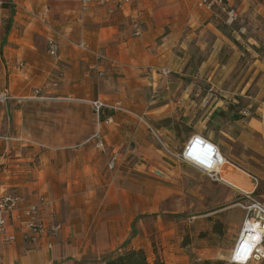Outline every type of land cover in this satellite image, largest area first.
<instances>
[{
  "label": "crops",
  "instance_id": "1",
  "mask_svg": "<svg viewBox=\"0 0 264 264\" xmlns=\"http://www.w3.org/2000/svg\"><path fill=\"white\" fill-rule=\"evenodd\" d=\"M199 1L133 0L109 13L107 6L82 10L80 0H0L8 4L0 15L10 26L5 37L0 32L8 72L3 89L13 97L38 88L40 99L85 101L95 121L86 140L52 145L20 135V111L10 100L4 104L10 108L0 116V193L29 201L44 196L40 216L59 229L25 241L26 217L13 211L0 231V264H95L105 251L143 247L148 234L138 215L154 211L158 195L219 187L170 153L193 134L218 147L232 184L264 203L258 191L264 184V0H226L235 12L226 20L215 13L219 2ZM40 12L56 34L55 55L47 51L51 32L33 16ZM130 15L142 19L138 36ZM220 23H233V30ZM70 40H83L86 48ZM54 67L62 75L57 89L56 82L45 83ZM94 100L121 110H107L110 119L101 120ZM241 107H254V115L242 116ZM96 133L103 147L92 139ZM157 169L164 175L152 173Z\"/></svg>",
  "mask_w": 264,
  "mask_h": 264
},
{
  "label": "rangeland",
  "instance_id": "2",
  "mask_svg": "<svg viewBox=\"0 0 264 264\" xmlns=\"http://www.w3.org/2000/svg\"><path fill=\"white\" fill-rule=\"evenodd\" d=\"M220 5V10L215 8V13L219 16L222 14L224 20L233 19L235 12L226 6V0H223ZM230 11L232 15L229 14ZM3 12L5 13L6 10ZM136 18L138 21L140 20L139 23L142 21L141 17ZM130 20L131 18H129V22ZM6 23L7 17L0 15L1 33ZM218 26L226 32L233 30V23H220ZM47 57L45 62L51 58L48 54ZM1 58L0 56V90L8 83V72L5 70ZM60 64H57L59 68H63L60 67ZM51 73L54 75L50 74L45 83H50L49 86L53 87L51 83L56 82L54 87L57 89L61 82L58 78L62 75L56 67L51 70ZM39 82V80H35L31 83L42 87L43 84L41 85ZM207 85L209 87L210 84L206 83L205 86L207 87ZM34 90L30 95L34 94ZM212 92L215 93L213 90ZM229 92H231L230 89ZM40 96L39 92L33 99H25L21 103H17L14 99L10 100L12 108L20 111L18 117L20 135L33 141L52 145L76 144L90 137L95 121L87 102L55 97L40 99ZM231 106L237 107V105ZM1 107L6 115L10 108L9 104ZM14 121L16 122V119ZM14 121L10 118L8 124V130H12V132H14ZM4 125L6 124L2 122V129L5 127ZM92 139H96V144H98L97 136H93ZM97 148L100 146L97 145ZM191 167L188 166L187 169L198 171ZM233 170H237V168H233ZM152 173L156 175L155 171ZM210 183L219 187L218 189H209L207 194L198 192L188 194L179 191L174 194L158 195L157 208L146 214L138 215L144 224L142 231L144 230L148 234L147 242L143 241V247L139 249L145 252L148 261H153L155 258L161 259L165 264H192L196 260L204 259L228 261L246 215V210L241 206L244 205L245 197L235 187L212 181ZM260 190L264 195V184L259 187L258 191L260 192ZM254 195L256 194L251 193V196L256 198ZM262 200L264 201V199ZM139 230H141L140 227ZM123 247H126V244L120 245V248ZM124 250L127 249L105 251L101 253L99 259L95 260V264L105 263L108 257L116 256ZM263 262L264 259L248 264H262Z\"/></svg>",
  "mask_w": 264,
  "mask_h": 264
},
{
  "label": "built area",
  "instance_id": "3",
  "mask_svg": "<svg viewBox=\"0 0 264 264\" xmlns=\"http://www.w3.org/2000/svg\"><path fill=\"white\" fill-rule=\"evenodd\" d=\"M220 4L223 0H215ZM133 0H80V8L86 10L91 6H107V11L113 13L117 9H124L126 5H129ZM199 4L211 6L212 3L209 0H200ZM224 9V7H222ZM232 15V12H229ZM51 32L52 35L47 37V51L50 55H55L58 49V41L56 34L53 32V28L47 21L44 12L35 13L33 15ZM132 35L138 36L142 29L136 16L130 15ZM70 45L86 48V42L69 41ZM101 57V55H99ZM162 74H168L169 70L166 67L160 69ZM39 93V89L34 90L33 95L17 96L13 97L7 88L0 91V116L2 112V105L7 103L8 100L14 99L17 103H21L25 99H33L36 94ZM94 112L99 116L104 114L107 110H121L119 106L108 105L100 100H94L91 102ZM243 116H251L253 112L251 108L246 107L240 110ZM110 116H106L104 120L108 121ZM99 138L98 146L103 147V142L100 140L98 133L95 134ZM177 160L182 163L188 164L193 168L204 173L211 181L224 183L226 185L237 188L244 195V205H241L246 210L245 218L242 222L237 240L233 247V256H229L228 262L234 264H248L249 262L259 261L264 259V204L258 199L251 196V192L245 191L235 184H232L222 173L224 166L229 164L222 156L218 147L205 139L201 135H191L184 144L180 152H170ZM158 176H163V172L159 169L155 170ZM46 203L44 196H39L37 201H29L23 195L5 190L0 193V231H3L7 224V215L11 214L15 210H21L26 217L24 222L21 223L23 239L28 242L35 243L38 239L44 235H56L59 229L57 224L48 225L40 216L41 207ZM257 224L258 228L253 224ZM260 231V232H258ZM252 234V240L245 242L246 234ZM8 239H14V236H9ZM243 239V240H242ZM257 239V240H256ZM51 246V243H48ZM245 254V262L240 263L235 261V256L238 254ZM105 264V263H102Z\"/></svg>",
  "mask_w": 264,
  "mask_h": 264
},
{
  "label": "trees",
  "instance_id": "4",
  "mask_svg": "<svg viewBox=\"0 0 264 264\" xmlns=\"http://www.w3.org/2000/svg\"><path fill=\"white\" fill-rule=\"evenodd\" d=\"M8 7V4L5 2H1L0 8ZM9 22V20H8ZM6 23L3 30V37L6 36L7 32L9 31V23ZM106 114H100L99 118L101 120L104 119ZM217 231V228H215ZM105 264H165L161 259L155 258L153 261H148L145 252L142 249H127L124 250V252L116 255V256H110L105 261ZM192 264H234L231 262H228L227 260L222 259H204V260H196ZM264 264V262L262 263Z\"/></svg>",
  "mask_w": 264,
  "mask_h": 264
},
{
  "label": "bare ground",
  "instance_id": "5",
  "mask_svg": "<svg viewBox=\"0 0 264 264\" xmlns=\"http://www.w3.org/2000/svg\"><path fill=\"white\" fill-rule=\"evenodd\" d=\"M254 225V227H256V228H258V226H257V224H253ZM258 232H260V231H258ZM243 240V239H242ZM248 240L249 241H251L252 240V234L250 235V233L249 234H246V238H245V242H248ZM257 240V239H256ZM231 256H233V250H232V252H231ZM245 254H238V255H236L235 256V261L236 262H240V263H244L245 262Z\"/></svg>",
  "mask_w": 264,
  "mask_h": 264
}]
</instances>
